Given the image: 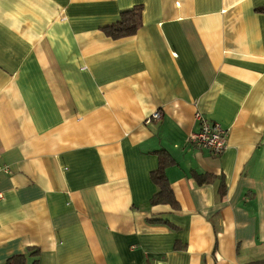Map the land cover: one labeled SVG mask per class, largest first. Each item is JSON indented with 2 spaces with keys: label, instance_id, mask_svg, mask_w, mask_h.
<instances>
[{
  "label": "crops",
  "instance_id": "1",
  "mask_svg": "<svg viewBox=\"0 0 264 264\" xmlns=\"http://www.w3.org/2000/svg\"><path fill=\"white\" fill-rule=\"evenodd\" d=\"M0 166V264H264V0H0Z\"/></svg>",
  "mask_w": 264,
  "mask_h": 264
},
{
  "label": "trees",
  "instance_id": "2",
  "mask_svg": "<svg viewBox=\"0 0 264 264\" xmlns=\"http://www.w3.org/2000/svg\"><path fill=\"white\" fill-rule=\"evenodd\" d=\"M140 20V7L135 6L130 9H125L120 12L117 22L104 28L105 33L112 38H119L132 35L139 26ZM165 163L161 162L159 167L151 173V178L154 184L157 186V192L153 195L150 202L156 203H168L173 207H176V202L173 198L171 189L167 182L164 173ZM1 264H27L24 254H16L9 257ZM249 264H260L259 262H251Z\"/></svg>",
  "mask_w": 264,
  "mask_h": 264
},
{
  "label": "built area",
  "instance_id": "3",
  "mask_svg": "<svg viewBox=\"0 0 264 264\" xmlns=\"http://www.w3.org/2000/svg\"><path fill=\"white\" fill-rule=\"evenodd\" d=\"M160 112L155 111L148 119H158ZM195 118L199 121L197 132L189 136L188 141L199 149H206L214 155H219L227 148L228 129L223 128L219 123L211 121L197 113ZM3 166H0V171ZM2 194L0 193V198Z\"/></svg>",
  "mask_w": 264,
  "mask_h": 264
}]
</instances>
